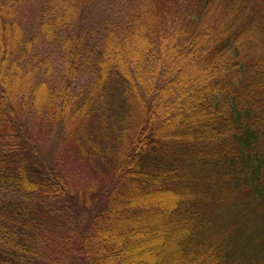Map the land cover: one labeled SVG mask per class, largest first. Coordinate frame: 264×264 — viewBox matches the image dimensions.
Returning a JSON list of instances; mask_svg holds the SVG:
<instances>
[{
    "label": "trees",
    "instance_id": "16d2710c",
    "mask_svg": "<svg viewBox=\"0 0 264 264\" xmlns=\"http://www.w3.org/2000/svg\"><path fill=\"white\" fill-rule=\"evenodd\" d=\"M114 83L145 119L84 224L62 176L34 200L21 146L0 147V192L19 190L0 200V264H52L56 197L82 264H264V0H0L2 112L48 102L85 129Z\"/></svg>",
    "mask_w": 264,
    "mask_h": 264
},
{
    "label": "rangeland",
    "instance_id": "374dc122",
    "mask_svg": "<svg viewBox=\"0 0 264 264\" xmlns=\"http://www.w3.org/2000/svg\"><path fill=\"white\" fill-rule=\"evenodd\" d=\"M75 83L76 95L86 89L83 93L82 110H88L85 96L90 93L89 81L83 77ZM52 91L57 96V90ZM41 102L36 106L16 102L18 106L13 113L6 109L7 112H2L0 109V147L8 141L21 146L23 156H17L15 160L20 158L28 174L39 181V186L30 192L34 195V200L43 197L39 189L45 190L44 185L51 187L47 183L52 175L57 173L62 176L67 182L65 186L68 190L62 189L64 194L61 202L68 206L75 203L73 218L77 216L79 223L84 210V224L89 213L103 199L107 183L119 163L118 152L132 138L137 125L145 118L141 115V108L132 104L122 92L121 86L115 83L105 95H100L98 103L90 109H93L91 123L85 129L79 125L74 126L72 120H75H69V117L61 124L53 123L48 102ZM10 166L7 163L2 168L4 173ZM18 195V189L8 187L5 193L0 192V200L12 201V196L18 198ZM52 200V205L48 206L51 212L44 210L40 216L39 250L47 255L53 249L50 257L52 264H82L73 233L70 237L72 219L64 220L66 209L59 205L58 197ZM77 224L76 222V227ZM59 235L53 248L50 242Z\"/></svg>",
    "mask_w": 264,
    "mask_h": 264
}]
</instances>
